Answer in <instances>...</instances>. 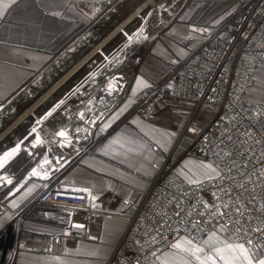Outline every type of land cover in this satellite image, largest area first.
<instances>
[{"label":"crops","instance_id":"crops-1","mask_svg":"<svg viewBox=\"0 0 264 264\" xmlns=\"http://www.w3.org/2000/svg\"><path fill=\"white\" fill-rule=\"evenodd\" d=\"M146 1L8 0L0 16V158L16 150L0 167V229L24 227V238L18 239L22 245L12 253L18 264H104L126 221L103 216L85 232L73 233L62 210L37 204V195L59 178L84 176L93 183L94 194L106 190L108 213L118 212L122 199L139 203L159 164L157 151L172 149L193 107L166 98L146 118L133 111V98L174 71L203 42L209 27L223 35L238 3L157 0L156 7H143ZM66 106L82 113L66 119L61 111ZM196 114L189 137L203 129L213 111ZM40 120L52 132L94 121L95 154L65 157L56 150L64 156L61 164L42 165V150L27 146ZM214 169L208 160L184 157L174 171L194 184L211 177ZM43 173L49 178L44 180ZM50 228L60 236L57 255L41 252ZM177 243L181 248L173 247ZM226 244L236 243L217 224L198 243L175 236L153 262L201 264L213 256L223 264L215 251ZM197 247L203 249L197 253L200 260L192 254ZM245 247L256 259L264 258L261 244Z\"/></svg>","mask_w":264,"mask_h":264},{"label":"built area","instance_id":"built-area-1","mask_svg":"<svg viewBox=\"0 0 264 264\" xmlns=\"http://www.w3.org/2000/svg\"><path fill=\"white\" fill-rule=\"evenodd\" d=\"M237 1L223 35L209 27L203 42L174 71L133 98V111L146 118L154 116L157 104L166 98L193 107L172 149L157 151L159 164L139 203L122 199L121 209L108 213L106 190L94 194L93 183L84 176L59 178L37 195V204L62 210L73 233L85 232L103 216L126 221L104 264H154L155 255L175 236L198 243L217 224L225 227L234 243L264 247V103H247L245 97L255 70L264 71V0ZM206 109L213 111L212 118L189 137L195 114ZM61 111L66 119L82 113L67 106ZM94 123L52 132L40 120L27 146L42 150V165L61 164L64 156L54 154L56 150L65 157L94 155ZM184 157L208 160L220 173L186 183L174 171ZM42 178L49 176L43 173ZM59 244L60 236L54 233L41 252L57 255ZM0 264L18 263L12 252L0 247Z\"/></svg>","mask_w":264,"mask_h":264},{"label":"snow or ice","instance_id":"snow-or-ice-1","mask_svg":"<svg viewBox=\"0 0 264 264\" xmlns=\"http://www.w3.org/2000/svg\"><path fill=\"white\" fill-rule=\"evenodd\" d=\"M11 3H15V0H10ZM9 7L8 0H0V16H3L4 11ZM61 136H64L65 133L61 132ZM16 150L13 152L6 153L3 158H0V167H3V164L7 162V159L11 157ZM33 175H38L35 171ZM11 183V180L7 181ZM76 191H88L87 189H76ZM90 195V194H89ZM94 199V198H93ZM74 227L82 228L83 225H74ZM190 243V242H189ZM174 248H181V244L177 243L173 245ZM187 250V249H182ZM203 252L202 248H195L192 250V254L196 256L197 260H200V256L197 253ZM225 252L228 255H225ZM215 256L223 262V264H264V258L256 259L255 254L245 245L239 243L236 244H226L223 249H216ZM201 264H216V259L213 256H206L204 260L201 261Z\"/></svg>","mask_w":264,"mask_h":264},{"label":"rangeland","instance_id":"rangeland-1","mask_svg":"<svg viewBox=\"0 0 264 264\" xmlns=\"http://www.w3.org/2000/svg\"><path fill=\"white\" fill-rule=\"evenodd\" d=\"M154 5H157V0L150 1ZM237 9V7H236ZM201 38L198 40L199 44ZM246 101L247 103H264V71L256 69L254 73V80L251 86L246 91ZM200 112V111H199ZM197 112V113H199ZM197 116V114H196ZM195 116V117H196ZM215 168V167H214ZM215 172L210 176H214L220 173L218 168L214 169ZM17 228V231L14 228ZM23 226H14L13 224H7L0 229V247H2L6 252H14L15 248H18L19 245H22L21 241L18 239L24 238ZM51 234H54V228H50Z\"/></svg>","mask_w":264,"mask_h":264},{"label":"bare ground","instance_id":"bare-ground-1","mask_svg":"<svg viewBox=\"0 0 264 264\" xmlns=\"http://www.w3.org/2000/svg\"><path fill=\"white\" fill-rule=\"evenodd\" d=\"M150 1H154V0H147L146 2H145V4L143 5V7L145 6V5H147V4H150V5H152V6H155L153 3H150ZM143 7H141V8H143Z\"/></svg>","mask_w":264,"mask_h":264},{"label":"water","instance_id":"water-1","mask_svg":"<svg viewBox=\"0 0 264 264\" xmlns=\"http://www.w3.org/2000/svg\"><path fill=\"white\" fill-rule=\"evenodd\" d=\"M23 248H28V249H31V248H29V247H25V246H23Z\"/></svg>","mask_w":264,"mask_h":264}]
</instances>
